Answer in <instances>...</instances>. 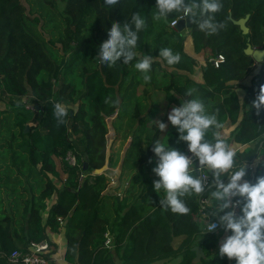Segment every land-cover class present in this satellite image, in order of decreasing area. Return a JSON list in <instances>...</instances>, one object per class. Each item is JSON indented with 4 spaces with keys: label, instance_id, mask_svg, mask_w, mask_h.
I'll use <instances>...</instances> for the list:
<instances>
[{
    "label": "trees",
    "instance_id": "trees-1",
    "mask_svg": "<svg viewBox=\"0 0 264 264\" xmlns=\"http://www.w3.org/2000/svg\"><path fill=\"white\" fill-rule=\"evenodd\" d=\"M33 3L28 11L22 0H0V101L9 107L0 109V264H13L9 258L15 250L48 241V227L64 230L67 264H235L218 254L222 228L206 232L204 227L199 201L211 199L210 191L183 197L187 214L159 205L163 192L153 188L151 144L168 139L186 153L176 128L169 123L161 132L156 120L168 123V112L180 101L199 98L219 125L206 139L225 124L236 125L226 143L245 148L235 152L230 171L264 157V110L257 115L250 108L264 84V62L245 54L249 45L264 50V0H222L216 33L194 25L189 34L194 54L206 61L203 81L193 78L198 61L185 51L184 33L171 27L174 14L166 20L153 17L155 0H121L113 9L103 0ZM33 10L46 17L44 23L32 17ZM134 11L146 18L138 47L153 59L147 82L135 61L107 67L95 57L111 22L123 24ZM248 15L249 34L244 35L234 21ZM48 31L50 40L44 37ZM161 48H171L181 60L167 65L158 59ZM217 55L225 58L219 68L209 62ZM237 89L244 90L242 99ZM57 102L68 108L63 123L54 117ZM111 118L119 122L116 140L130 139L122 160L108 155ZM68 152L76 154L78 168L68 165ZM118 162V178L129 185L123 198L104 194L109 172L98 173ZM261 175L264 163L247 180L255 183ZM214 208L211 199L210 216ZM196 247L204 253L198 263ZM53 253L46 256L53 260Z\"/></svg>",
    "mask_w": 264,
    "mask_h": 264
},
{
    "label": "clouds",
    "instance_id": "clouds-1",
    "mask_svg": "<svg viewBox=\"0 0 264 264\" xmlns=\"http://www.w3.org/2000/svg\"><path fill=\"white\" fill-rule=\"evenodd\" d=\"M121 0H103V6L113 9ZM223 7L222 0H155L153 17L156 20L176 17L172 24L191 16L198 29L213 34L221 26L216 22L215 14ZM146 27L145 15L140 11L131 13V18L123 24L113 21L107 31V39L99 45L95 57L100 64L107 67L129 65L135 61L134 68L143 74L147 82L151 80L153 59L141 53L138 47L140 34ZM158 59L167 65H175L181 60L179 53L171 48L159 49ZM191 95V92L187 93ZM257 115L264 110V84L250 105ZM68 113L65 104L54 105V117L60 123ZM158 121L161 132L169 123L178 133V142L187 145L188 153L170 146L168 139L163 143L159 140L151 145L156 157L152 168L154 176L153 188L156 193L163 192L159 205L172 213L187 214L190 209L183 197L191 193L210 191L215 202L211 217L206 212L204 224L206 232H213L219 225L228 235L219 246L218 254L235 264H264V175L258 176L255 183L244 179L246 167L230 171L234 167V150L226 143L219 132L213 134L211 140L206 139L210 129L219 125L212 114L206 110L205 103L199 98L180 101L167 114L168 123ZM200 167L207 168L211 173L207 183L205 178L196 172ZM227 177V182H225ZM239 209V212H237Z\"/></svg>",
    "mask_w": 264,
    "mask_h": 264
},
{
    "label": "built area",
    "instance_id": "built-area-1",
    "mask_svg": "<svg viewBox=\"0 0 264 264\" xmlns=\"http://www.w3.org/2000/svg\"><path fill=\"white\" fill-rule=\"evenodd\" d=\"M171 27L174 28L175 25H173L171 23ZM224 61H225V58L223 55H217L216 57H214L213 59L210 60V62L212 63V65L215 68H219L220 65ZM186 154L191 155V153H188V150H186ZM66 161L68 162V165L72 168H78L79 167V162H78L77 156L73 152H68V154L66 156ZM108 169L109 168L106 167L105 170L100 171V172L104 173ZM205 169H207V168H205V167L204 168H198L196 170L199 173V175H201L202 177L205 178V181L207 183L208 179H210L211 176L206 173ZM252 171H254V168H253V165L251 164L250 172H252ZM107 177H108V175H107ZM108 179H109V177H108ZM114 183H115V181L113 179L111 181H108L109 186H110V184H114ZM125 188H126V186H125ZM118 196L120 197V196H122V194H119ZM199 204H200V214H201V217L204 219L205 213L206 212L208 213L207 209L211 205V199L209 197L200 198ZM237 212H239V209H237ZM58 221L60 222L61 225L63 224L62 218H59ZM204 227L206 229L205 224H204ZM218 229H220L219 225H217L216 230H218ZM105 238H106L105 245L107 247H110L112 245V241H113L112 236L110 235V232H107L105 234ZM52 250H53L52 247L48 244L47 241H43L40 243H31L27 250H15L14 252H12L9 260L13 264H52L53 260L49 259L46 256Z\"/></svg>",
    "mask_w": 264,
    "mask_h": 264
},
{
    "label": "crops",
    "instance_id": "crops-1",
    "mask_svg": "<svg viewBox=\"0 0 264 264\" xmlns=\"http://www.w3.org/2000/svg\"><path fill=\"white\" fill-rule=\"evenodd\" d=\"M189 32L190 31H185V32H183L184 33V35L186 36V35H190L189 34ZM192 39V38H191ZM191 43V42H190ZM191 45V44H190ZM189 53V55H192V56H194L196 59H197V61H198V67L196 68V71H195V73H194V76H193V78L194 79H196V80H198V81H203L202 79H203V69H204V67L206 66V61H205V59L203 58V56L202 55H200V56H197V55H195L194 54V50L193 51H191V52H188ZM214 57H212V58H210L209 59V62H210V60L211 59H213ZM211 63V62H210ZM243 84L244 85H248L249 84V81L248 80H245L244 82H243ZM237 92H238V94H239V96H240V98L242 99L243 97H244V95H245V92H244V90L243 89H237ZM235 129H236V125L235 126H231L230 124H225V126L223 127V129L222 130H219V133L222 135V136H224V138H225V140H228L231 136H232V133L235 131ZM129 141H130V139L128 140V143H126L125 144V146H124V149H126L127 150V147H128V145L127 144H129ZM233 150H234V152H237V151H240V150H242V149H244L245 147L244 146H241V145H239V144H236V143H233L231 146H230ZM122 157V156H121ZM121 162H118V164H117V166H114V167H111V168H109L108 170L109 171H112L111 173H116L119 169H120V167H121V164H120ZM264 163V157H262V158H258L254 163H252V165H253V168H254V170L258 167V166H260L261 164H263ZM250 166H251V164L250 165H248V166H246V170H247V172H246V176L244 177V179L245 180H247L248 179V176L250 175ZM107 170V171H108ZM248 181V180H247ZM123 182H125V181H115V183L114 184H110V186L108 185V188H107V190H106V192L107 193H105V194H109V195H116L115 193L118 191V190H120L121 191V185L123 184ZM119 184V185H118ZM118 185V186H117ZM128 187H129V185H128V183L126 184ZM128 187H124V189H127ZM111 189V190H110ZM110 190V191H109ZM126 191V190H125ZM124 191V193H126ZM115 192V193H114ZM54 201H52V203H53ZM47 233H48V244L52 247V249H53V251H54V253H53V261H54V263L55 264H67L66 263V261H65V258H64V256H65V251H66V245H67V240H66V238H65V232H64V230L61 228V230L59 231V232H53L49 227L47 228ZM227 234V233H226ZM225 238V237H224ZM223 238V239H224Z\"/></svg>",
    "mask_w": 264,
    "mask_h": 264
},
{
    "label": "rangeland",
    "instance_id": "rangeland-1",
    "mask_svg": "<svg viewBox=\"0 0 264 264\" xmlns=\"http://www.w3.org/2000/svg\"><path fill=\"white\" fill-rule=\"evenodd\" d=\"M23 1V3L27 6V9H28V11L29 10H31V8L33 7V5H34V3H33V0H22ZM35 16H39L40 17V19H41V21H42V23H44L45 22V20H46V17L45 16H42V14H40V13H37V12H35L34 10H33V14H32V17H35ZM52 25H54V22H53V24ZM187 31V30H186ZM185 32V31H184ZM44 37H45V39L46 40H50V39H52V35H51V33L48 31V32H45L44 33ZM191 42V43H190ZM191 44V45H190ZM185 51L186 52H191V51H193V41H192V39H191V37H190V35H186V45H185ZM9 107L8 106H6L3 102H1L0 101V109H8ZM108 125H109V134H108V148H109V154L110 155H112V157H113V159L114 160H116V159H118V158H120V160H122L123 158H124V155L126 154V149H124V146H125V144L126 143H128V140L126 141V142H124V143H122V141H121V136L116 140V137H115V135H116V127L119 125V122L115 119V118H111L110 120H108ZM128 145V144H127ZM122 156V157H121ZM121 164V163H120ZM106 169V168H105ZM104 169V170H105ZM59 171H60V169H59ZM107 171V170H106ZM119 171V170H118ZM116 172L115 174L114 173H111L112 171H109L108 170V177H109V181H111L112 179L114 180V181H122V180H120L119 178H118V173L119 172ZM99 174H102L100 171L98 172ZM61 178L62 179H65L66 178V176L64 175V174H61ZM123 181H125V180H123ZM127 182L125 181V182H123V184L121 185V191L120 190H118L115 194V196H118L119 194H122V196H120V198H123L124 196H125V193H124V191L126 190V189H124V187L126 186V187H128L127 185ZM119 185V184H118ZM117 185V186H118ZM111 190V189H110ZM109 190V191H110ZM105 193H107V192H104V194ZM119 197V196H118ZM226 235H228V234H224L223 236H222V238H221V240H220V244L222 243V241H223V238L226 236Z\"/></svg>",
    "mask_w": 264,
    "mask_h": 264
},
{
    "label": "water",
    "instance_id": "water-1",
    "mask_svg": "<svg viewBox=\"0 0 264 264\" xmlns=\"http://www.w3.org/2000/svg\"><path fill=\"white\" fill-rule=\"evenodd\" d=\"M194 19H195V17L191 16V14H190L189 17L182 19V20H179L177 22V24L175 25L174 29L179 33H183L186 30L191 31L195 25L192 23V20H194ZM248 20H249V15L244 19H241L239 21H234V25L238 26L244 35L249 34V28L247 26ZM245 54L249 57H252L253 60L257 64L264 62V50L263 49H253L252 46L249 45L245 51ZM216 120H217V118H216ZM27 130H28V128H27ZM218 130L219 129H217V131ZM108 155H109V148H108ZM87 167H88V164L84 163L83 170L86 171ZM200 168H204V167H200ZM194 251H196V254H197L194 262L198 263L201 260V258L204 257V253H203V250L201 247L194 248Z\"/></svg>",
    "mask_w": 264,
    "mask_h": 264
}]
</instances>
